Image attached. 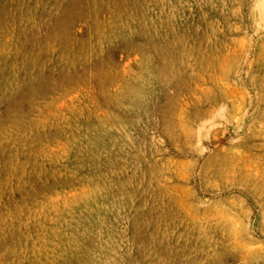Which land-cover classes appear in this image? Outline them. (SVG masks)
Listing matches in <instances>:
<instances>
[{
    "label": "rangeland",
    "instance_id": "374dc122",
    "mask_svg": "<svg viewBox=\"0 0 264 264\" xmlns=\"http://www.w3.org/2000/svg\"><path fill=\"white\" fill-rule=\"evenodd\" d=\"M0 264H264V0H0Z\"/></svg>",
    "mask_w": 264,
    "mask_h": 264
}]
</instances>
